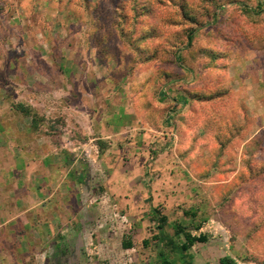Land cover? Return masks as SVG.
<instances>
[{
    "label": "rangeland",
    "instance_id": "1",
    "mask_svg": "<svg viewBox=\"0 0 264 264\" xmlns=\"http://www.w3.org/2000/svg\"><path fill=\"white\" fill-rule=\"evenodd\" d=\"M0 46L9 59L52 61L45 75L56 89L69 61L66 76H103V96L113 90L118 113L132 114L118 124L125 131L143 128L137 119L147 102L155 115L173 112L178 141L166 168L159 149H129L127 135L114 152L106 150L111 139L82 149L74 168L95 164L106 178L116 168L131 172L133 160L139 174H160L169 191L185 195L170 206L171 222L214 225L238 263L264 264V0H0ZM139 76L164 82L132 85Z\"/></svg>",
    "mask_w": 264,
    "mask_h": 264
},
{
    "label": "crops",
    "instance_id": "2",
    "mask_svg": "<svg viewBox=\"0 0 264 264\" xmlns=\"http://www.w3.org/2000/svg\"><path fill=\"white\" fill-rule=\"evenodd\" d=\"M4 53L8 54L0 46V264H49L50 255L61 244L65 248L66 243L69 247L86 244L92 253H98L99 243L104 253L90 255L92 264L112 257L116 264L127 260V264H162L163 260L170 264H226L227 260L234 264H259L255 260L238 263L225 240L216 241L219 237L213 235L217 230L214 225L205 221L171 222L170 206L186 200L185 195L179 189L174 192L179 195L173 196L164 185L165 180H159L160 174L152 180L139 174L141 168L133 160L131 172L122 173L116 168L109 176L106 174L105 181H100L98 191L85 190L84 185L91 181L92 164L84 173L85 164H80V170L74 168L82 149L86 151L99 140L111 139L106 142V150L113 151L123 141L120 136L127 135L131 141L126 146L129 149L148 145L159 149L161 165L166 168L171 162L166 157L168 148L177 146V116L172 114L173 122L167 112L166 116L155 115L147 102L139 119L131 116V122L137 124V119L143 128L125 131L118 124L132 114L129 109L126 114L118 113L113 90L111 97L103 96V76H66L69 61L61 66L64 76L60 78L61 88L56 89L52 77L45 75V70L55 66L52 61L27 63L9 59ZM93 65L97 67L96 62ZM83 68L84 65L79 67ZM132 81V85L148 88L158 80L139 76ZM28 108L32 110L30 115L23 113ZM137 129H143L137 132L140 137L135 136ZM106 153L103 156L111 163ZM141 160L147 161V155ZM245 195H239L240 199ZM182 206L177 208L180 213L196 216ZM159 217L167 218L163 230H159ZM167 227L173 228V234L167 232ZM180 227L194 236L205 234L207 242L193 243L183 252L184 237L176 234ZM94 230L104 235L99 242L90 235Z\"/></svg>",
    "mask_w": 264,
    "mask_h": 264
},
{
    "label": "flooded vegetation",
    "instance_id": "3",
    "mask_svg": "<svg viewBox=\"0 0 264 264\" xmlns=\"http://www.w3.org/2000/svg\"><path fill=\"white\" fill-rule=\"evenodd\" d=\"M89 173H90L89 175L91 177V181H88V183L86 185H84L85 190H88L90 188H94V192H96V191H98V189L100 187V184H101L100 181H101L102 176L100 174L96 173V169L90 170ZM86 210H88V209H86ZM94 213H96V211H94ZM98 217H99V215H98ZM83 232L86 234L85 228H83ZM115 232H116V230H115ZM90 235L91 236L93 235L94 237H96L98 242H99V239L102 236H104V235H101L100 232H97L95 230L93 232H91ZM112 235H114V234H111L109 236H112ZM112 238H113V236H112ZM66 244H67V246H65V248L61 244V246H59V248H57V251L56 252L54 251L50 255L51 260H50L49 264H92V263H90V260H91L90 255L97 253V252L92 253V250H90L91 248L89 246L86 247V244H83V243H79L77 245L70 246V247L68 246V243H66ZM98 248H99V250H98L97 254H98V256H101L104 253V251H103V247L101 248L99 243H98L97 249ZM115 260L116 259L114 257H112L111 259L99 261L97 264H116ZM127 261L126 262L124 261V264H127Z\"/></svg>",
    "mask_w": 264,
    "mask_h": 264
},
{
    "label": "trees",
    "instance_id": "4",
    "mask_svg": "<svg viewBox=\"0 0 264 264\" xmlns=\"http://www.w3.org/2000/svg\"><path fill=\"white\" fill-rule=\"evenodd\" d=\"M188 33H189L188 36H187L188 45H192L193 38H194V34H193V32H188ZM153 78L155 80H158L159 81V82L157 81V83H160L161 84V83L164 82V80H162L163 78H159V77H153ZM161 94L164 95V96L166 95V93L164 91H160V95ZM211 100L212 99H210V100H206L204 98L201 99L202 102H207V101H211ZM183 102H184V105L191 104L190 103V99H186V100L184 99ZM23 113L26 114V115H30L32 113V110H30V108H28V109H25ZM172 113L173 112L167 113V117L169 119L172 116ZM170 120H172V119H170ZM92 169H96V173L97 174H100L102 176L101 182H103L104 179H105V174H103V172L100 170V168L97 165L92 164V165H90L89 170H92ZM256 170H257L256 168H254V167L251 166V168L249 170V176L250 175H253V173H256ZM239 176L241 177V175H239ZM246 180H247V178L244 177V181H246ZM158 221L160 223L159 230H163L164 229V225H166V223H167V218H165V217H159L158 218ZM176 234L179 235V236L184 237L185 242L183 243V245L181 247V250L183 252L186 251V250H188L193 245V243H196V242L205 243V242H207V239H208V237L205 234H200L199 236H194L192 233H189V232L185 231V228H182V227H180L179 230H176ZM162 264H170V262L168 260H163L162 261ZM226 264H234V261L233 260L232 261L231 260L230 261L227 260L226 261Z\"/></svg>",
    "mask_w": 264,
    "mask_h": 264
}]
</instances>
